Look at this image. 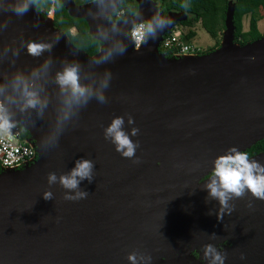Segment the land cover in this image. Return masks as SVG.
<instances>
[{"label": "water", "instance_id": "1", "mask_svg": "<svg viewBox=\"0 0 264 264\" xmlns=\"http://www.w3.org/2000/svg\"><path fill=\"white\" fill-rule=\"evenodd\" d=\"M122 1L77 5L62 0L68 14L85 19L89 34L102 42L97 53L88 55L34 4L21 17L10 10L16 0H0V84H9L17 72L30 76L51 61L47 75L36 81L48 100L43 115L35 109L21 112L19 94L10 106L15 129L28 130L38 159L0 172V264H130L133 251L151 256L141 264H199L169 255L182 246L206 245L264 226V200L251 193L234 199V211L219 220V202L208 201L205 189L216 157L232 146L244 151L264 138V35L234 42L235 3L229 1L219 47L197 56L167 57L159 43L187 14H164L153 0H133L136 12L113 21ZM161 20L163 28L157 26ZM139 22L152 23L156 37L149 34L136 57L127 60L134 47L127 31ZM29 42L52 48L34 57L27 51ZM120 43L127 49L123 55L96 63ZM69 64L80 65L81 83L94 91H101L106 73L112 78L102 90L107 103L93 98L74 107L61 125L66 97L55 77ZM116 116H124L129 134L139 128L132 139L139 141L140 163L123 157L104 138V128ZM54 136L56 141L46 144ZM81 158L95 162L93 180L80 184L89 195L65 200L66 190L59 183L50 186L48 173H68ZM250 158L264 163V152ZM49 189L53 199L45 200Z\"/></svg>", "mask_w": 264, "mask_h": 264}, {"label": "clouds", "instance_id": "2", "mask_svg": "<svg viewBox=\"0 0 264 264\" xmlns=\"http://www.w3.org/2000/svg\"><path fill=\"white\" fill-rule=\"evenodd\" d=\"M102 5L103 0H99ZM33 4V0H16L15 5L10 9L17 16H24ZM157 26L163 28L164 21H157ZM137 49L145 41L146 37L151 34L156 37L155 28L152 23H140L132 30ZM52 44L29 42L27 51L34 57H39L45 51H50ZM126 46L122 43L115 45L109 49L100 60L96 63H106L116 55H123L126 52ZM51 61L46 60L39 68L34 69L30 76L17 72L9 84H0V138L7 136L12 138L13 130L17 126V122L13 119L11 105L17 101V96L21 101L19 110L26 112L29 109H35L38 115L42 116L45 108L48 106L47 98L41 97L42 87H38L36 81L40 80L42 75H47ZM112 78L111 72L105 74V78L100 83L101 91H94L93 87L86 86L81 83L80 65H66L62 71L56 73L55 81L59 85L61 94L66 98L64 100L65 109L59 117L58 123L63 124L71 118L74 107L79 108L86 106L87 103L95 98L100 104L107 103V97L103 93V89L109 87ZM9 87L11 93H8ZM127 123L133 125L134 117L128 115ZM140 130L138 127H132L131 133L125 130L124 116H116L111 123L104 128V138L109 140L117 152L123 157L133 159L134 163H140V158L136 156L139 141H134L133 136H137ZM57 137H51L46 144H52ZM212 175L205 184L208 192L207 200H216L219 202V210L215 212L219 220H223L225 214L231 215L235 206L230 205V201L240 199L251 193L256 199L264 200V163L256 159L250 158L246 151L240 150L237 146H232L225 153L216 157L213 161ZM95 162L92 159L81 158L76 160L75 167L70 172L57 175L56 172H49L47 176L48 184L55 185L59 183L66 191L64 199L69 201H78L88 197L89 193L81 190V181L87 179L91 182L94 178ZM43 198L45 200L53 199V192L49 189L44 191ZM251 206V205H250ZM209 214H213L210 210ZM213 233L212 237L215 238ZM204 257L208 260V264H225L227 253L217 249L211 243L204 246ZM242 260L246 258L241 253ZM127 259L130 264H141V261H151V256L133 251L129 253Z\"/></svg>", "mask_w": 264, "mask_h": 264}, {"label": "trees", "instance_id": "3", "mask_svg": "<svg viewBox=\"0 0 264 264\" xmlns=\"http://www.w3.org/2000/svg\"><path fill=\"white\" fill-rule=\"evenodd\" d=\"M49 0H33V4L38 12L43 16L49 14V7L41 10V5ZM95 0H74L77 5L94 2ZM159 1V10L166 14L170 10L183 11L187 14V18L179 23L190 26L193 21H200L201 27L213 37L225 30V18L228 3L230 0H157ZM235 3L233 12V40L239 44L254 41L264 35L258 29V21L264 18V0H231ZM53 8V22L56 27L65 32L74 47L80 51H84L88 55H94L98 52L102 42L93 38L89 34V26L85 19L72 17L68 14L62 0H53L51 2ZM124 11V14L132 15L137 10V5L133 0H124L117 9L112 13L111 18L117 19L116 12ZM263 12V13H261ZM245 15H249V27L243 30L242 19ZM75 29V32H71ZM195 36V32L189 30L185 34V39L190 40ZM221 40H216L215 46L209 51H213L220 46ZM165 55L171 57V52L166 51ZM21 138L29 136L28 130L21 127ZM246 151L250 157L264 152V138L247 148ZM212 175V173L210 174Z\"/></svg>", "mask_w": 264, "mask_h": 264}, {"label": "built area", "instance_id": "4", "mask_svg": "<svg viewBox=\"0 0 264 264\" xmlns=\"http://www.w3.org/2000/svg\"><path fill=\"white\" fill-rule=\"evenodd\" d=\"M49 11H52L53 13V8L51 7ZM121 14H124L123 10L119 11L117 16H120ZM140 23L145 22H139L129 30V36L134 47L137 45L131 33ZM184 38L185 34H183L181 29L174 26L163 35L162 40L159 43V50L164 54L166 51H170L171 57L200 55L202 51L201 47L185 41ZM20 131L21 130L14 129L11 139L7 136L0 138V172L23 169L34 164L38 159V151L35 141L30 139L29 136L21 138Z\"/></svg>", "mask_w": 264, "mask_h": 264}, {"label": "flooded vegetation", "instance_id": "5", "mask_svg": "<svg viewBox=\"0 0 264 264\" xmlns=\"http://www.w3.org/2000/svg\"><path fill=\"white\" fill-rule=\"evenodd\" d=\"M210 51V50H209ZM205 53L203 50L201 54ZM232 236L214 241L218 250L227 253L225 264H264V226L256 225L245 230H237ZM205 245H186L182 250L169 255L172 259L189 263L208 264L204 257ZM241 253L246 258L241 259Z\"/></svg>", "mask_w": 264, "mask_h": 264}, {"label": "rangeland", "instance_id": "6", "mask_svg": "<svg viewBox=\"0 0 264 264\" xmlns=\"http://www.w3.org/2000/svg\"><path fill=\"white\" fill-rule=\"evenodd\" d=\"M53 0H49L47 2H44L43 5H41V10H45V8L47 6H50L49 9H51V2ZM156 2V4H158L159 6V1L157 0H153ZM231 1V0H230ZM176 11V10H175ZM118 12H116V16L118 15ZM263 13V12H261ZM127 14H121L120 16H117L116 20H122L125 18ZM113 21H115V19H112ZM242 24H243V30L246 31L249 27V15H245L242 19ZM258 29L260 30V32L264 33V18H261L258 21ZM175 26L180 28L181 31L183 32V34H186L189 30L194 31L195 32V36L192 37L190 40H186L184 38L185 41L191 42L199 47H201V49L207 53L209 52V50H211L214 46H215V42L216 40H223V31L220 32L216 37H213L212 35L208 34L202 27L200 24V21L196 20L193 21L192 24L190 26H185L180 24L178 21L175 22ZM71 32H75V29H72ZM127 33L129 34V30L127 31ZM220 42V43H221Z\"/></svg>", "mask_w": 264, "mask_h": 264}, {"label": "bare ground", "instance_id": "7", "mask_svg": "<svg viewBox=\"0 0 264 264\" xmlns=\"http://www.w3.org/2000/svg\"><path fill=\"white\" fill-rule=\"evenodd\" d=\"M46 18H47V22H48V23H49L51 20H53V13H52V11H49V14L46 16ZM238 47H240L239 44H233V45H232V48H238ZM140 48H141V47H139V49H137V46L133 47V50H132V52L129 54V57H128L127 60H132L134 57H136V55H137V54L139 53V51H140Z\"/></svg>", "mask_w": 264, "mask_h": 264}]
</instances>
